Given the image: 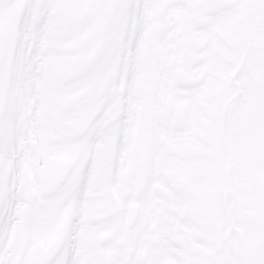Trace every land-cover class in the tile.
<instances>
[{
	"label": "snow or ice",
	"instance_id": "1",
	"mask_svg": "<svg viewBox=\"0 0 264 264\" xmlns=\"http://www.w3.org/2000/svg\"><path fill=\"white\" fill-rule=\"evenodd\" d=\"M0 264H264V0H0Z\"/></svg>",
	"mask_w": 264,
	"mask_h": 264
}]
</instances>
